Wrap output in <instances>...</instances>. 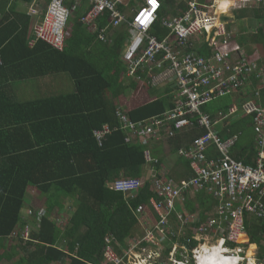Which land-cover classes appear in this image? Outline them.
I'll list each match as a JSON object with an SVG mask.
<instances>
[{"label": "trees", "instance_id": "trees-1", "mask_svg": "<svg viewBox=\"0 0 264 264\" xmlns=\"http://www.w3.org/2000/svg\"><path fill=\"white\" fill-rule=\"evenodd\" d=\"M20 1L34 2L0 0V264L6 257L2 252L6 241L11 238L25 244L21 245L24 255L15 264H98L106 236L111 235L119 244H125L126 239L139 229V221L132 209L149 203L155 196L152 177L145 174L146 150L150 149L160 161L157 166L163 160L161 148L155 140L140 139L136 144H128L129 130H115L103 146L95 135L106 124L119 127V101L129 87L136 89L141 85L135 79H131V85H128L127 78L121 76L126 66L120 59L130 32L127 25L122 26L111 30L112 44L98 43V35L89 32L88 27L80 22L91 7L85 0L63 51L43 41L32 48L29 46L31 17L17 11ZM161 1L163 8L160 23L155 27L156 33L163 30L162 18L178 16L187 10L184 1ZM71 3L72 0L67 2ZM135 4L132 2L131 5ZM253 13L259 25L256 31L247 35L248 41L257 48L250 56L264 67V10ZM98 23L103 29L110 23V14L106 13ZM31 70L36 78L56 73L70 75L77 84V91L22 101L16 85L2 76L11 73L14 79H23L28 76L18 73ZM142 77L146 79V76ZM252 78L256 89L260 81ZM172 91L168 89L163 99L129 111V119L142 123L172 110ZM251 94L244 93L245 97H251ZM231 97L227 95L218 99L203 110L215 117L216 112L230 108ZM228 130L221 135H229V132L239 135L232 150L234 158L254 166V117L241 114L229 119ZM204 133V130L195 129L178 134L173 139L176 140L175 148L189 147L197 136ZM220 155L214 148L209 152L210 158H219ZM180 163L185 168L182 176L192 177L194 172L189 161L182 157ZM126 177L144 180L138 197L126 199L110 188L112 181ZM30 186L37 187L43 195H52L47 197L48 205L39 220L32 216L23 221L22 212ZM193 196L199 201L203 218L204 213L213 212L215 204L209 195L199 193L191 198ZM69 198L75 200L76 211L66 228L59 227L51 215L56 208H60V212L66 209ZM185 206L191 209V213L197 211V205L190 199ZM247 226L252 241L260 245L264 222L252 219ZM28 227L32 228L30 242L23 239ZM260 247L264 255V245ZM254 249L251 247L249 253L253 254Z\"/></svg>", "mask_w": 264, "mask_h": 264}, {"label": "built area", "instance_id": "built-area-1", "mask_svg": "<svg viewBox=\"0 0 264 264\" xmlns=\"http://www.w3.org/2000/svg\"><path fill=\"white\" fill-rule=\"evenodd\" d=\"M87 1L91 7L80 22L98 33L100 40L112 44L111 30L127 25L130 38L122 52L125 77L139 80L143 85H170L174 95L172 110L142 123L132 122L120 108L117 111L119 127L106 124L96 131L100 146L117 129L130 131L126 138L128 144H136L140 139L169 141L195 129L205 131L188 148L178 152L189 161L194 172L192 177L181 181L170 177L162 163L157 166L160 161L150 149L146 150L148 177H152L155 196L149 203L132 209L142 235L130 240V247L122 253H119V242L107 235L98 264H196L216 248L221 257L218 255L214 264H264L261 247L251 243L247 226L252 219L264 222V105L261 101L264 67L238 42V30L233 28L236 18L230 15L259 10L264 0H184L186 12L162 18V25L169 32L164 38L155 34L163 8L161 0H155V5L152 0ZM67 2L71 0H51L43 7L37 0L31 3L30 47L43 41L58 51L65 49L74 19L85 0H72L71 5ZM222 2H226V11L221 10ZM106 13L110 14V23L101 29L98 22ZM199 38L210 49L206 56L189 51ZM253 76L260 81L256 89L251 87ZM246 92H251V97L233 105L226 113L213 117L203 110L227 95ZM241 114L254 117V166L237 160L232 154L239 135L231 132L221 135L222 130L229 131V125L223 123ZM212 148L221 154L219 158L209 157ZM143 186L144 180L139 177L119 178L110 183V188L126 199L138 197ZM199 193L209 195L215 204L213 212L204 213V218L201 211L191 213L185 206L192 195ZM28 215L39 220L44 211L30 209ZM176 223L184 230L191 228L192 234L184 244H174L166 255L164 244L175 237ZM31 231L28 227L23 235L26 242L32 241ZM197 242L199 246L190 247ZM252 246L255 250L250 257ZM223 259L227 261L222 262Z\"/></svg>", "mask_w": 264, "mask_h": 264}, {"label": "crops", "instance_id": "crops-1", "mask_svg": "<svg viewBox=\"0 0 264 264\" xmlns=\"http://www.w3.org/2000/svg\"><path fill=\"white\" fill-rule=\"evenodd\" d=\"M40 4V7H43L46 3L47 0H37ZM179 1H184V0H179ZM185 2V1H184ZM186 4V2H185ZM31 2L27 3V2H22L20 1L18 3V5L16 6L17 11L18 12H23V13H27L29 11ZM89 6H90V2H89ZM264 10V6L259 8V10ZM2 11L0 10V20H1V14ZM250 15H254L252 19V22L254 24H256V29L258 28V21L257 18H255V14L250 12L247 13ZM244 15V14H241ZM237 17V24L238 25V37L237 40L240 41V44H242L243 49L245 50V52L249 55L253 54L256 51V45L251 44L250 41H248V36L249 34H251V32H249L247 30V24L244 23V18L242 16ZM173 15H169L167 17H171ZM83 17V16H82ZM242 17V18H239ZM250 17V16H249ZM162 25V24H161ZM163 26V25H162ZM253 26V25H252ZM163 30L160 32L156 33L155 30V34H157L160 38H164L168 35V30L163 26L161 27ZM102 29V28H101ZM89 32L93 33V34H97L98 35V43L103 42V44H105L106 42L102 41L99 39V34L95 33L93 31H91L88 28ZM73 32V28L71 31V34ZM253 33V32H252ZM70 34V36H71ZM69 36V37H70ZM68 40V39H67ZM100 41V42H99ZM67 45V43H66ZM106 45H110L109 43H106ZM126 46V45H125ZM97 47V46H96ZM124 50V48H123ZM189 51L193 52V53H197L201 56H206L209 54L210 49L208 47V44L203 41L201 38H199L198 40H195V43H192V47L189 48ZM123 52V51H122ZM122 60V56L121 59ZM35 66H39V65H35ZM29 72V73H27ZM27 72H19L18 75H27V78H16L14 79L13 77H11L10 75H12L11 73H7L8 75H4L2 76V79L9 78L10 79V83L16 85L17 88V92H18V97L20 98V100L22 101H31L33 99L36 98H40V97H49V95H57L59 93H70L73 91H77V84L76 82L71 78L70 75L67 74H62V75H58V73L56 74H48L45 75V77H40V78H36L34 77V75L32 73H34V70L31 71H27ZM125 71H122L121 76L125 77L124 74ZM122 77V78H123ZM127 78V77H125ZM1 79V80H2ZM253 79V78H252ZM251 79V87L255 89L254 87V82ZM121 81V80H120ZM131 79L127 78L126 84L131 85ZM140 87L133 89L131 87H129V89L127 90L126 94L123 95V97L121 98L120 102V108L124 109L127 113L129 111H132L136 108H141L146 106L147 104L153 103L157 100L163 99V97H165V93L167 92L168 89H172L170 85H159V86H155V85H148L147 83L145 85H142V83H140ZM259 84V82H258ZM163 89H160L162 88ZM253 89V90H254ZM145 90V92L142 93V91ZM136 92V94H135ZM172 95H173V91H172ZM250 98V95H247V97H245V95H241V97H239V95H232V97L230 98L233 102L230 106V108L233 105H237V104H241L243 102H245L247 99ZM262 104L264 105V98L261 99ZM228 108L227 110H223L220 112H216V114L214 115L215 117L218 116L219 113L223 112L226 113L228 112V110L230 109ZM223 124L229 125V120H227L226 122H224ZM222 132H224L222 130ZM254 139H255V134H254ZM176 140H169V141H163V142H157L156 144H158V148H161L162 154L161 156L163 157L162 160V164L165 165L168 175L171 176L172 178L181 181L183 179H186L188 177H190L189 175H183V171L185 170L183 163H180V159L182 158L180 155H178L179 150L184 149L186 147H179V148H175V142ZM172 142V143H171ZM188 148V147H187ZM256 152V150H255ZM254 152V163L256 161V155ZM235 153V151H234ZM150 172V168L149 171ZM52 193H46V194H41L40 191H38L37 187H29L27 190V194H26V202H25V209H23L22 212V216H23V221H25L26 219L30 218L28 215V210L29 209H39L42 211H45V207L48 205L47 203V197L51 196ZM190 200L192 202H194V205H197V212L199 211V201L198 199L196 200L195 196H193L192 198H190ZM75 200L72 198L67 199V203H65V208L60 212V208H56L53 212V214L51 215V218L53 220H55L57 222V224L59 225V227H63L66 228L71 220L72 215L75 213L76 208H75ZM183 209V208H182ZM186 209L191 212L187 206ZM36 225V224H35ZM138 230L135 231V233L129 237L128 239H126V241L124 242L125 244L120 245V249H119V253H122L124 251H126L129 247V241L132 239H136L139 236L141 237L142 235V231L139 227L138 224ZM185 228H181L180 223H176L174 224V230L176 232L175 237L168 239L164 246H166V250H165V254L167 255L168 252L170 251V249L172 248V246H174V244H184V241L186 238H189L192 234L191 228L184 230ZM34 230H36L34 228ZM260 232V231H259ZM263 235V234H262ZM6 246L5 249L2 251L3 253L6 254V257L3 259V261L1 262V264H15L16 261L24 255V252L22 250L21 245L25 246L23 241H20L19 239H15V238H11L8 239L6 241ZM253 242V241H252ZM215 244H217L218 242L215 241ZM262 243H264V235L261 237L259 244L261 245ZM199 246L200 244L197 243H192L190 244L191 248H194L195 246ZM254 247V246H252ZM255 250V249H254ZM253 250V252H254ZM261 251V250H260ZM8 255V256H7ZM214 264V261H210L209 257L203 259V264Z\"/></svg>", "mask_w": 264, "mask_h": 264}, {"label": "rangeland", "instance_id": "rangeland-1", "mask_svg": "<svg viewBox=\"0 0 264 264\" xmlns=\"http://www.w3.org/2000/svg\"><path fill=\"white\" fill-rule=\"evenodd\" d=\"M247 13H250V12H246V11H244L242 14H244V15H241L242 17H245L244 18V23H246L247 24V30H249V32H254V30H255V28H256V24H254L253 22H252V19H254L253 18V16L252 15H250V14H247ZM253 13V12H252ZM240 16V15H239ZM250 16V17H249ZM242 17H239V18H242ZM252 18V19H251ZM238 25H239V23L237 24V18H236V20H235V24H234V26H233V28L236 30V29H238ZM253 25V26H252ZM143 85V84H142ZM160 89H163V87L162 88H160ZM143 92H145V90H143L142 91V93ZM135 94H136V92H135ZM251 136L253 137V133H251ZM149 167H146V176L148 177L149 176Z\"/></svg>", "mask_w": 264, "mask_h": 264}, {"label": "clouds", "instance_id": "clouds-1", "mask_svg": "<svg viewBox=\"0 0 264 264\" xmlns=\"http://www.w3.org/2000/svg\"><path fill=\"white\" fill-rule=\"evenodd\" d=\"M32 3V2H31ZM234 14V17L235 18H237L238 17V15L239 14H242V12H236V13H232V14H230V15H233ZM29 15V14H28ZM30 16V15H29ZM31 17V16H30ZM31 21H32V18H31ZM255 31V30H254ZM242 95H244V94H242ZM239 97H241V95H239ZM173 98H174V95H173ZM213 103V102H212ZM211 104V103H210ZM251 238V237H250ZM251 241V243H253V244H257V243H255V242H252V239L250 240ZM217 250H219V248H216V249H214L211 253H209L210 255L209 256H214L215 258L218 256L217 255V253H216V251ZM220 251V250H219ZM208 256V257H209ZM220 256V255H219ZM196 264H203V262H199V261H196ZM213 264V263H212Z\"/></svg>", "mask_w": 264, "mask_h": 264}, {"label": "bare ground", "instance_id": "bare-ground-1", "mask_svg": "<svg viewBox=\"0 0 264 264\" xmlns=\"http://www.w3.org/2000/svg\"><path fill=\"white\" fill-rule=\"evenodd\" d=\"M221 10L222 11H226V2H222V5H221ZM217 255H220V252L219 250L216 251ZM249 256L251 257L252 254L249 253ZM221 257V256H220ZM208 258V257H207ZM209 259L210 261H214L215 257L214 256H209ZM227 260L226 259H223L222 262H226ZM233 264V263H232Z\"/></svg>", "mask_w": 264, "mask_h": 264}, {"label": "snow or ice", "instance_id": "snow-or-ice-1", "mask_svg": "<svg viewBox=\"0 0 264 264\" xmlns=\"http://www.w3.org/2000/svg\"><path fill=\"white\" fill-rule=\"evenodd\" d=\"M153 5H155V0H152Z\"/></svg>", "mask_w": 264, "mask_h": 264}]
</instances>
